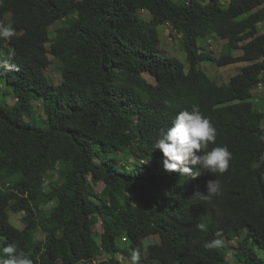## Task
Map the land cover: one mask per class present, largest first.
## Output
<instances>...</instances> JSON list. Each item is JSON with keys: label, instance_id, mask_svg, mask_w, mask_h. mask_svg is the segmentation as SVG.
Wrapping results in <instances>:
<instances>
[{"label": "trees", "instance_id": "obj_1", "mask_svg": "<svg viewBox=\"0 0 264 264\" xmlns=\"http://www.w3.org/2000/svg\"><path fill=\"white\" fill-rule=\"evenodd\" d=\"M262 23L264 0H3L0 25L15 34L0 38V95L17 102H0V249L14 243L34 264H124L123 236L140 264H230L224 245L205 246L221 238L239 242V262L264 264V111L251 100L264 83ZM162 24L182 35L189 69L161 53ZM213 34L226 40L219 56L199 43ZM49 54L63 61L59 84L46 73ZM208 60L249 64L220 83L200 66ZM193 105L216 128L209 150L232 153L223 174L166 171L154 148ZM38 106L45 126L26 119ZM215 178L222 195L202 200ZM22 212L19 228L10 215ZM151 235L160 240L145 256Z\"/></svg>", "mask_w": 264, "mask_h": 264}, {"label": "clouds", "instance_id": "obj_2", "mask_svg": "<svg viewBox=\"0 0 264 264\" xmlns=\"http://www.w3.org/2000/svg\"><path fill=\"white\" fill-rule=\"evenodd\" d=\"M3 0H0V6ZM15 29L11 26L0 25V38H11ZM216 128L198 108L193 105L190 110L180 111L166 130L161 129L154 148L163 154V167L166 171H177L187 178H196L203 171L214 175L228 171L232 153L227 146H216L209 150L210 144H215ZM194 166V167H193ZM202 200L211 201L222 195V185L218 179L207 182V191L198 193ZM205 230V225H197ZM217 237L221 236L218 231ZM223 239L215 238L206 243L208 248H218L223 245ZM131 264H140L142 254L139 249L129 253ZM0 264H34L32 258L13 243L0 249Z\"/></svg>", "mask_w": 264, "mask_h": 264}, {"label": "rangeland", "instance_id": "obj_3", "mask_svg": "<svg viewBox=\"0 0 264 264\" xmlns=\"http://www.w3.org/2000/svg\"><path fill=\"white\" fill-rule=\"evenodd\" d=\"M178 1H183V0H178ZM224 5L228 4L230 0H220ZM141 15L150 18L151 14L147 10H142ZM68 21L61 20L56 22L54 25L50 27L51 34L54 35L57 28L67 24ZM261 33L264 32V23L261 24ZM159 32H160V48H161V53L164 56H176L186 64V68L189 69V64L186 61V50L185 46L182 40V35L177 33L176 31L171 29V25L169 24H162L159 26ZM226 42V40L222 39L219 37L217 34H213L208 37H201L199 39V43L204 45L206 47L205 50H212L213 54L215 56H219L220 52L222 50L223 44ZM234 52V50H232ZM237 55L243 54V50L238 49L235 51ZM49 57L52 61L51 65L46 69V73L50 80L54 82L55 84H59L62 80V70H63V61L59 58L56 57L53 54H49ZM249 64V62H240L237 64H232L229 66H218L217 63L214 60H208V61H203L200 63V66L208 73L209 76L212 78L216 79L220 83L222 82H228L229 79L233 76L238 74L242 67ZM144 76L153 83H156L157 80L156 78L150 74L149 72H145ZM6 87L4 84L3 89ZM11 89V88H10ZM261 90V91H260ZM254 96L251 99L254 103L255 108L260 109L261 111H264V83L262 85L256 87L254 90ZM2 93V92H1ZM0 102H2L5 105L11 106L14 105L17 102V99L15 95L9 94V95H4L3 93L0 95ZM43 108L41 106H38V109H36L31 115L28 113L26 114V119L28 121H32L34 125L38 126H45L46 125V120L43 116ZM263 126H264V121H263ZM136 159L134 157H131V161H135ZM59 181V175L54 172L52 174H49L46 178V188L50 189L55 183ZM103 188H104V183H99L96 186V190L99 192L100 195H103ZM25 213H11L10 220L13 224H15L19 228H23L24 224L22 221L23 216ZM97 231L101 230L100 226H97L96 228ZM39 237H42L41 232L38 233ZM243 239V237H241ZM118 244L120 247L125 248L126 251L123 252L122 254L117 255V258L121 260L124 264H129L130 258L128 257L129 254V247L126 245L128 244V240L126 237H119L117 239ZM160 240V237L158 235H151L149 238L145 240V256L148 255V245L154 242H157ZM223 245L226 247L228 251L227 259L230 264H243L242 262H239L236 256V253L240 251V244L238 241H227L223 240ZM258 253L261 254L262 256V250L260 248L257 249ZM110 258L109 254L107 252L102 253L101 255L98 256V259L96 260L97 263L106 260ZM95 262V263H96ZM79 264H90L89 262H83ZM153 264H159L158 261H153Z\"/></svg>", "mask_w": 264, "mask_h": 264}, {"label": "crops", "instance_id": "obj_4", "mask_svg": "<svg viewBox=\"0 0 264 264\" xmlns=\"http://www.w3.org/2000/svg\"><path fill=\"white\" fill-rule=\"evenodd\" d=\"M236 50H238V49H234V52H233V54L235 55V56H238L236 53H235V51ZM242 50V49H241ZM241 55V54H240ZM262 85V84H261ZM261 91V90H260Z\"/></svg>", "mask_w": 264, "mask_h": 264}]
</instances>
